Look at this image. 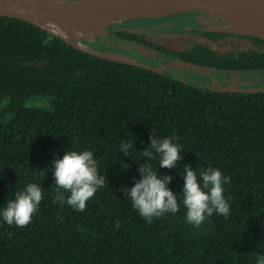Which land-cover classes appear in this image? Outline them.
I'll list each match as a JSON object with an SVG mask.
<instances>
[{"label":"trees","instance_id":"trees-1","mask_svg":"<svg viewBox=\"0 0 264 264\" xmlns=\"http://www.w3.org/2000/svg\"><path fill=\"white\" fill-rule=\"evenodd\" d=\"M245 37L262 49L173 52L143 36L122 39L216 73L264 74V40ZM152 131L178 137L183 159L176 169L159 168L158 157L149 161L172 177L168 187L180 202L177 213L149 223L121 188L141 178ZM121 139L134 144L130 157L120 152ZM66 150L92 151L106 177L82 212L53 203L49 166ZM185 164L198 175L211 167L230 177L223 185L227 218L214 213L199 228L186 222L179 196ZM28 183L42 186L43 200L26 227L0 217V264H257L264 256V92L198 87L0 16V210Z\"/></svg>","mask_w":264,"mask_h":264},{"label":"clouds","instance_id":"clouds-1","mask_svg":"<svg viewBox=\"0 0 264 264\" xmlns=\"http://www.w3.org/2000/svg\"><path fill=\"white\" fill-rule=\"evenodd\" d=\"M177 139L174 135L157 138L152 131L149 148L142 151L143 157L147 159L137 169L141 178L134 179L131 188H121L131 201L132 207L149 223L153 218H159L166 213L175 214L180 210L178 196L168 187L172 177L160 176L158 170H153L149 162L158 157L159 168L176 169L183 159L182 146L174 142ZM133 147L131 141L121 139L120 152L123 156L130 157L128 152ZM49 167L55 182L50 187L55 193L53 203L61 206L67 204L75 211H84L87 202L98 189L105 186L106 177L99 174L97 160L92 151L66 150L62 158L54 159ZM121 167L127 169L129 165L122 164ZM181 177L183 186L179 196L182 197V204L186 209L187 223L199 228L214 213L225 218L229 216L230 205L223 195V185L230 181V177L211 167L201 170L198 175L197 170L187 164L183 165ZM42 200V186L28 183L0 210V217L10 226L26 227L32 222ZM119 226L117 222L116 227ZM257 264H264V256H258Z\"/></svg>","mask_w":264,"mask_h":264},{"label":"water","instance_id":"water-1","mask_svg":"<svg viewBox=\"0 0 264 264\" xmlns=\"http://www.w3.org/2000/svg\"><path fill=\"white\" fill-rule=\"evenodd\" d=\"M157 10L166 12L161 16L151 13ZM113 12L117 14V18L108 27L136 19H162L165 16L199 13L217 17L228 23L232 28L231 32L264 40V0H0L1 17L33 23L86 53L156 73H163L169 68L193 69L199 72L206 70L185 62L153 68L125 55L97 52L80 42H93L104 37L108 34L107 28L102 31L74 32L63 26L69 18L86 20ZM234 90L264 92V88Z\"/></svg>","mask_w":264,"mask_h":264},{"label":"rangeland","instance_id":"rangeland-1","mask_svg":"<svg viewBox=\"0 0 264 264\" xmlns=\"http://www.w3.org/2000/svg\"><path fill=\"white\" fill-rule=\"evenodd\" d=\"M186 14V13H184ZM180 15V14H179ZM175 16V15H172ZM187 16V15H186ZM169 17V16H168ZM165 18V17H164ZM188 17H184L186 19ZM140 20V19H136ZM154 20H158L155 19ZM217 20V21H213ZM132 21V20H131ZM215 22V25H211ZM191 26L189 29H180L179 31H167L164 32L162 30L157 31L149 37V40L160 44L174 52H184L188 49L193 48L195 45L205 46L220 55H225L228 53L247 51V50H261V47L255 46L253 42L247 39L244 35L237 34L235 32H231V26L220 20L214 16H207L206 14H198L193 17L191 16ZM156 23V22H155ZM147 24L153 25V22H148ZM109 28V27H108ZM221 31L225 36L221 39H214L203 35V32H213V31ZM97 40V39H96ZM81 44L102 53H115V52H103L100 49H96L91 45V42H80ZM119 54V53H116ZM123 55V54H121ZM128 57V56H126ZM133 59L131 57H128ZM142 59V58H141ZM163 54L157 53L155 51L149 52V57L147 59H142L145 64L153 67V68H163L169 66L170 64L177 62L174 60L166 61L163 66ZM136 60V59H134ZM166 72L171 75L173 78L181 80L183 82L198 86V87H207L218 90L223 89H232L237 88L239 85L238 77H234L233 85H226V83H222V77H218V73L213 72L212 70H201V72L193 70V69H182L177 70L174 68H169ZM243 78L249 80L248 86L252 87V89L264 88V74H243ZM226 82V80H224ZM46 103L43 101H38L37 105L42 106Z\"/></svg>","mask_w":264,"mask_h":264},{"label":"flooded vegetation","instance_id":"flooded-vegetation-1","mask_svg":"<svg viewBox=\"0 0 264 264\" xmlns=\"http://www.w3.org/2000/svg\"><path fill=\"white\" fill-rule=\"evenodd\" d=\"M198 14L199 13H186V14H180V15H175V16H169V17H165L162 19H158V21L160 22H157V23L153 22L154 19H140V20H132V21H127L124 23L116 24V25H113L107 28L106 31L108 34H106L102 38H98L97 40L91 42V45L94 48L100 49L103 52H115V53L123 54L125 56L131 57L145 64V62H143L142 59H147V57H149V52L154 51V50L143 47L137 44L136 42H130L128 40L126 41L123 40L122 39L123 34H133V35L143 36L147 41L153 44H156L149 40V37L154 35L155 32L160 31V30L163 31L165 28H169V29L177 30V31H179L180 29H189L190 28L189 26L192 25L191 16L193 15L194 17ZM207 16H210V15H207ZM184 17H188V18L183 19ZM213 21H217V20H213ZM213 21H212L213 24H211L212 26L215 25L214 24L215 22ZM148 22H153L154 24L149 25L147 24ZM132 31H140V32L134 33ZM156 45L162 46L160 44H156ZM163 58H164V60L162 59L163 66L165 65V63H167L166 61L172 60L168 58L167 56H165L164 54H163ZM243 74L245 73H234V74L218 73L217 75L218 77H222L223 80H221V82L226 83L227 86L233 85L234 79H235L234 77H238L239 85L237 88H242V89L251 88L252 89V87L248 86L249 80L242 77ZM224 80H226V82H224ZM214 88L215 87H212L209 89H214ZM214 90H218V89H214Z\"/></svg>","mask_w":264,"mask_h":264},{"label":"bare ground","instance_id":"bare-ground-1","mask_svg":"<svg viewBox=\"0 0 264 264\" xmlns=\"http://www.w3.org/2000/svg\"><path fill=\"white\" fill-rule=\"evenodd\" d=\"M166 11H152V14L161 16L162 13ZM166 17V16H165ZM117 18L115 12L89 17L86 20H74V18H69L64 23V28L74 32H88V31H102ZM164 18V17H162ZM112 28V27H111Z\"/></svg>","mask_w":264,"mask_h":264}]
</instances>
